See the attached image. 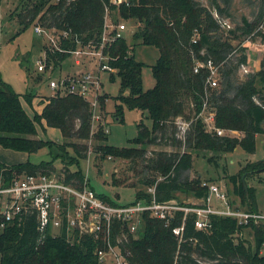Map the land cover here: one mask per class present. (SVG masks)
I'll return each mask as SVG.
<instances>
[{
	"label": "trees",
	"instance_id": "16d2710c",
	"mask_svg": "<svg viewBox=\"0 0 264 264\" xmlns=\"http://www.w3.org/2000/svg\"><path fill=\"white\" fill-rule=\"evenodd\" d=\"M224 2L226 7H221L212 0L214 10L199 0H126L119 4L121 15L137 22L139 27L130 41L122 38L103 49L106 62L115 70L109 79L118 80L120 84L112 115L123 123L124 106H127L147 113L152 121L151 127L138 124V135L131 147L108 144L109 135L103 124L92 133V106L83 97L58 92L43 102L40 113L30 115L23 100L31 104L33 96L17 92L0 75V146L28 154L48 148L52 155L50 160L38 164L27 161L6 165L0 161V174L9 181L15 175L57 172L64 182L82 188L86 176L81 161L88 157L89 147L72 140H87L92 135L96 151H101L102 156L128 159L137 169V184L145 189L130 203L150 201L152 194L148 190L153 186L159 201L179 200V194L206 198L208 187L203 186L200 177L189 175L193 169V154L222 155L237 146L254 154L257 137L264 135V57L260 69L247 73L241 80L238 72L248 65V56L243 53L237 62L232 59L233 41L250 36L261 18L258 21L244 19L242 26L227 32L215 15V12L227 15L230 0ZM116 8L113 0H20L12 17L20 24L19 33L37 24L60 32L59 49L49 47L47 50V64H52L55 70L79 45L100 47L108 12ZM118 20L114 19L115 26ZM258 34L264 41V32ZM195 36L197 42L193 41ZM138 43L159 51V58L151 66L155 85L148 90L143 88L142 79L146 64L134 54ZM197 60L212 61L218 66L221 79L218 87L207 86V68L194 72ZM39 76L41 79L44 75ZM98 102L104 107L106 97L99 95ZM204 105L211 108L215 127L225 134L208 131L200 117ZM180 123L183 127L188 124L183 137L178 134ZM38 126L44 130L46 127L59 129L63 141L42 139ZM230 131H237L241 136H231ZM151 145L171 146L172 150H156L148 156L147 149ZM69 148L74 155L69 154ZM54 149L58 152H53ZM58 159L63 163L59 171L55 168ZM71 165L76 168L71 169ZM263 172L264 159L249 161L236 174L229 175L232 186L228 187L227 194L232 206L260 213L256 188L248 181L259 180ZM98 195L113 205L119 203L104 194ZM182 221L183 212H178L169 226L146 212L136 237L129 232L127 223L124 224L123 233L128 239L122 247L130 252V264H264L261 253L264 221L245 225L231 217L212 215L209 228L200 230L195 227V214H188L180 239L172 228ZM2 222L0 216V225ZM245 227L253 229L255 248L248 245L242 235ZM37 239L35 215L25 216L20 223L6 224L0 234V264H100L96 250L102 242L93 237L85 236L75 244L64 235H49L42 244Z\"/></svg>",
	"mask_w": 264,
	"mask_h": 264
},
{
	"label": "rangeland",
	"instance_id": "374dc122",
	"mask_svg": "<svg viewBox=\"0 0 264 264\" xmlns=\"http://www.w3.org/2000/svg\"><path fill=\"white\" fill-rule=\"evenodd\" d=\"M117 8L108 12L106 23L113 27L114 19H119L117 25L124 24V37L130 41L133 34L139 27L137 22L132 19H126L121 15L120 2ZM204 6L213 9L211 6L212 0H199ZM221 7H226L224 0H216ZM20 0H0V75L2 79L12 85V87L19 93L33 96L32 103L29 104L23 100V106L30 115L40 113L43 108V102L48 101L50 97L55 95V91L49 88L50 78L56 79L59 77H73L88 70L96 74L98 64L95 63V56L93 54H83L81 57V64H75L76 58L71 54L61 65L56 68L51 75H44L39 79L36 62L38 59L46 54L48 48H57L60 46V32L56 29H48L45 26L32 25L26 30L22 31L18 20L12 17V13L18 6ZM227 15H217L220 23L223 25L225 31L236 30L242 26L243 20L258 21L259 25L254 32L248 37H241L233 41L235 50L232 55L233 60H237L240 54L248 56V65L239 69V79H244L247 73H254L260 69L261 60L264 57V41L263 37L258 33L264 32V0H230ZM40 26L45 29V32L39 35L35 28ZM47 47V49H46ZM82 49V48H81ZM135 58L146 64L144 68L142 79L143 88L145 90L151 89L155 85L151 66H153L159 58V51L152 46L142 45L138 43L134 50ZM237 62V61H236ZM112 71L99 72L100 86L98 95L106 97V105L102 107L99 102L94 109L100 120L103 123H92V133L96 131L100 125H104L105 130H109V138L107 143L117 147H131L134 146L133 139L138 135V124L144 123L151 127L152 121L147 117V113L142 114L138 110L130 109L124 106V122L117 121L113 118L115 111V96L119 94L120 84L116 80L112 82L109 76ZM115 72V71H114ZM113 72V73H114ZM219 76V83H220ZM104 115V118H103ZM213 112L209 106L204 105V109L200 114L206 128L209 130L213 128L215 123L210 122L209 117ZM209 122V123H208ZM181 136L185 135L182 128L183 124L178 126ZM231 136H241L237 131L229 132ZM38 135L42 139L52 140L56 143H61L63 137L61 131L56 128L38 126ZM76 144H87L89 147L88 157L81 161V168L85 176L88 178V185L96 192L111 197L121 204L133 202L138 192L142 191L144 186L137 184V169L134 168L133 163L128 159L121 157H104L101 151H96L95 137L87 140L74 139ZM167 149L172 150V147H163L161 145H151L148 147V156L156 150ZM185 147L182 148V151ZM53 152H58L56 149ZM69 154H73V149L69 148ZM74 155V154H73ZM51 154L48 148H43L37 153L28 154L26 152H18L11 149H6L0 146V161L6 165H13L30 161L32 163H40L51 159ZM212 156V157H211ZM211 157V159H210ZM264 159V135H260L257 139V149L254 154L244 152L237 146L232 152L218 155L214 152H207L205 154H193V169L189 175L191 177H200L202 183L218 185L222 191L227 192L228 187L231 188V183L228 179L229 175L236 174L239 169L249 161H257ZM212 160V161H210ZM69 161V160H67ZM63 163L60 159L55 161V168L57 171L61 170ZM76 165H71V169H75ZM248 184L256 188V202L258 209L264 214V172L261 178H253L248 181ZM229 205L230 203V197ZM201 201V202H200ZM179 205L193 206L202 203V199H198L192 195H180L179 200L175 199ZM208 203V200H206ZM213 207L221 206L216 200L215 196H211V203ZM232 206V205H231ZM245 206V205H244ZM1 234V229H0ZM247 240V244L255 245L254 232L251 227H245L242 233ZM264 255V246L261 249Z\"/></svg>",
	"mask_w": 264,
	"mask_h": 264
},
{
	"label": "built area",
	"instance_id": "2783aa9c",
	"mask_svg": "<svg viewBox=\"0 0 264 264\" xmlns=\"http://www.w3.org/2000/svg\"><path fill=\"white\" fill-rule=\"evenodd\" d=\"M59 2L60 0H55ZM121 0H113L115 4ZM123 3L120 2L119 4ZM124 24L110 27L105 23L102 42L99 48L79 45L71 54L76 58L75 64H81L83 54L91 53L95 56V63L99 71L94 74L91 70L73 77L50 78L49 88L65 94H73L83 97L89 101L93 108L97 107L98 89L100 86L101 71H112L104 55L103 49L110 43L116 42L124 37ZM35 31L41 35L44 28L37 26ZM66 37L67 33H63ZM197 42V36L193 39ZM82 48V49H81ZM59 49V47L55 48ZM48 55L37 60V71L40 74L51 75L54 72L53 65L47 64ZM207 68L209 75L206 84L214 89L219 84L218 66L212 61L202 62L197 60L194 68L195 73ZM204 109V108H203ZM100 116L94 110L92 123H100ZM210 122L214 123V115L210 116ZM209 123V122H208ZM188 124L182 127L185 128ZM208 131H216L223 135L224 130L209 126ZM109 131V130H105ZM231 132V131H230ZM230 135V134H229ZM86 177L82 188H77L61 180L57 172L22 174L13 176L7 181L3 174H0V216L3 222L0 229L6 224L20 223L27 215H35L38 221V243L42 244L48 238L64 235L71 244L80 243L83 237L90 236L96 241L102 242L96 253L100 264H130L128 257L130 252L123 250L122 244L128 239L123 233V226L127 223L129 232L137 235L143 222V215L149 212L150 216L163 220L169 226L178 212H183L181 225L172 228L173 233L180 239L183 237L185 220L188 214H195V227L200 230L209 228L212 215L226 216L236 219L240 224H255L264 221V214L252 213L229 205V197L225 190L218 185L203 183L207 186L208 196L202 198L203 202L193 206H182L175 202V199L159 201L156 197L155 186L149 188L152 194L150 201L140 200L136 203L113 205L101 198L98 193L88 185ZM214 195L221 206L210 205L211 196ZM208 200V203L206 202ZM201 202V201H200Z\"/></svg>",
	"mask_w": 264,
	"mask_h": 264
},
{
	"label": "crops",
	"instance_id": "0c3cea01",
	"mask_svg": "<svg viewBox=\"0 0 264 264\" xmlns=\"http://www.w3.org/2000/svg\"><path fill=\"white\" fill-rule=\"evenodd\" d=\"M46 128H47V127H46ZM259 137H260V136H258L257 139H258ZM259 211H260V210H259ZM260 213H262V212L260 211ZM262 214H263V213H262Z\"/></svg>",
	"mask_w": 264,
	"mask_h": 264
},
{
	"label": "water",
	"instance_id": "95a60500",
	"mask_svg": "<svg viewBox=\"0 0 264 264\" xmlns=\"http://www.w3.org/2000/svg\"><path fill=\"white\" fill-rule=\"evenodd\" d=\"M248 187L246 186V189H247Z\"/></svg>",
	"mask_w": 264,
	"mask_h": 264
}]
</instances>
